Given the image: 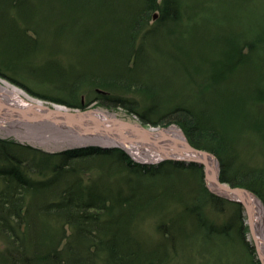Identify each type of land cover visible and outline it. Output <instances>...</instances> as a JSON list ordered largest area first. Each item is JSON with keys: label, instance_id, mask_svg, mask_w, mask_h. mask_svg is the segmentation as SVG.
Instances as JSON below:
<instances>
[{"label": "rangeland", "instance_id": "obj_1", "mask_svg": "<svg viewBox=\"0 0 264 264\" xmlns=\"http://www.w3.org/2000/svg\"><path fill=\"white\" fill-rule=\"evenodd\" d=\"M40 1L42 3L34 0L32 10L24 12L23 9L19 16L13 6L5 4L0 8V71L4 76L28 85L37 94L71 98L70 104H79L71 107L80 110L93 107L146 128L174 125L183 132L175 122L167 125L173 109L182 106L200 111L202 107L210 112L211 120L228 141L226 161L230 164L228 162L225 171L229 168L234 175V170L255 169L259 173L257 183L264 194V0H174V15L165 14L162 8H151V0ZM128 37L131 41L134 38L133 48L141 54L137 58L140 63L134 66L125 64L129 59L133 63L134 56L129 55V49L120 48ZM248 48V55L243 54ZM232 55H239L234 59L241 61L231 63ZM4 76L0 75L8 81ZM230 81L238 99L231 97ZM76 84L80 93L69 97L68 89ZM241 87L248 94L253 90L257 95L247 99L241 94ZM94 88L107 91L108 98L89 103L97 93ZM81 93L83 101H80ZM244 112L246 118L249 115L258 122L249 125V118L240 122ZM144 120L163 124L154 125ZM0 139L20 142L41 150L43 155L83 148L95 147L101 151L114 148L107 142L36 144L8 134L4 129H0ZM120 149L137 164L158 166L166 161L143 162L128 148ZM43 155L22 152L19 158L26 160L21 164L22 171L36 182L51 180L42 182V187L58 182L55 193L57 189L74 186L73 182L78 180L85 201L90 193L97 195L96 200L108 198L106 206L115 207V211L111 209L112 219L118 221V226L122 221L125 223L124 231L128 232L130 244L126 245L140 253V257H135L134 253L125 251L124 261L128 256L132 258L131 264L256 263L250 259L249 247L254 248L257 258L258 255L248 216L239 202L224 203L215 209L204 202L202 207L206 208L210 220L222 225L224 234L214 236L208 245L202 244L200 230L193 226V218L188 214L194 211L196 191L202 179L205 185L202 166L200 172L187 168L180 172L175 170L177 174L170 178L164 173L171 169L167 166L161 167L157 175H147L132 172L127 167L129 160L95 154L84 159L73 158L74 172H69L59 164L62 159ZM216 160L219 174L221 165L217 157ZM9 165L0 159V166ZM56 168L61 171L57 173ZM233 175L231 177H235ZM37 192V189L24 192L29 214L38 221L33 237L29 238L28 228L22 226L18 233L20 242L11 246L9 237L0 232V255L18 249L22 258L34 254L30 264H62L57 255H63V264H76L81 260L86 262L83 264H107L104 254H97L95 247L87 250L91 242L86 239L90 234L87 228L91 225H82L81 232L76 228L72 233L68 225L62 230L51 214L40 209L55 196L49 192L40 196ZM255 195L264 205L263 198ZM108 218L107 212L104 217L99 216L97 241L103 240L108 225L113 222ZM232 223L236 229L229 226ZM69 245L71 248H66ZM52 251L57 252L54 262L49 258Z\"/></svg>", "mask_w": 264, "mask_h": 264}, {"label": "trees", "instance_id": "obj_2", "mask_svg": "<svg viewBox=\"0 0 264 264\" xmlns=\"http://www.w3.org/2000/svg\"><path fill=\"white\" fill-rule=\"evenodd\" d=\"M34 0H0V8L3 7V5L8 4L11 8L12 6L15 8L17 15L19 16L20 11L27 12L29 9L32 10L31 7L33 6ZM36 2L42 3L40 0H35ZM152 7L155 8H162L161 11L167 12L165 14L172 13L174 15V11L176 10V3H174V0H161L158 2V0H151ZM30 2V3H29ZM81 2V0H80ZM114 2L113 0H109V3ZM32 3V4H31ZM35 5V4H34ZM33 8V7H32ZM163 13V12H162ZM164 15V14H163ZM170 15V17L172 16ZM138 20L136 21V23ZM262 31L264 32V28H262ZM133 40L131 41L128 38L124 40L120 46V48L126 47L129 49V55H133V63L129 60L126 61L125 64L129 66L128 64L134 66L137 63V58L140 57V51H136L135 48H133ZM243 46V45H242ZM241 46V47H242ZM122 47V48H123ZM243 48V47H242ZM250 48L246 50V53L243 52V54L248 55ZM136 51V52H135ZM228 54V51H227ZM238 57L239 55H232L231 57V63H235L238 61V63L241 61L239 58L234 59V57ZM129 57V56H128ZM228 61L230 60V56L228 54ZM140 63V61H138ZM137 63V64H138ZM230 63V65H231ZM130 66V67H132ZM117 80V79H116ZM233 82L230 81V85ZM103 84V83H102ZM100 85V84H99ZM105 85V84H104ZM106 86V85H105ZM29 91V90H28ZM213 91V90H212ZM241 94L243 93L246 95L244 96L247 99H250L254 97L255 92L252 90L251 94H248L244 87L240 88ZM259 93V92H258ZM231 97L238 99L237 93L235 92V88L233 87V84L231 86ZM106 99V96L101 97L98 96V100ZM65 105H68L69 107L74 106L78 107L79 104L77 103H69L65 101H61ZM205 104V103H204ZM242 105V104H241ZM122 106V105H121ZM128 108L127 106H123ZM200 111H192L189 109H186L182 106L179 108H174L172 112V119L168 121V124L170 122H175L179 127L182 128V131L185 133L186 138L188 142L192 143L194 146L200 149H205L208 152H211L214 154L218 159L220 163V180L223 182H227L233 185L241 186L245 189H250L252 193L260 195L264 200V194L261 192V188L258 185V179L257 175L258 172H255L256 170H243L242 172H237L234 170L235 174H231L229 172V168L227 171H225L226 167L228 165V160L226 161L227 157V143L226 138L224 134H222V131L217 128L215 125V122H213L210 118V112L207 110L204 111L202 107L199 109ZM202 111V112H201ZM205 112V113H204ZM171 114V113H170ZM247 118H249L248 121L250 124H255L258 121L251 116L247 115ZM245 112L241 115L240 122H243L247 119ZM145 123L149 122L154 125L163 124L156 121H145ZM165 124V123H164ZM31 152L32 154H39L43 155V152L38 149H34L30 146H26L20 142H16L13 140H3L0 139V159L5 162H9L10 165L7 166H0V179H1V185H0V232H3L7 237L10 239V245L14 246L15 244L18 245L20 242L18 233L21 232L20 228L24 226L25 228H28L27 232L30 233L28 236L29 238H32V231L34 229L35 224L38 223L37 219L33 220L31 218L30 209L26 207L25 204V193L26 191H36L39 193L40 196L44 195L42 193L49 192V194L55 196L51 202H45L43 206L40 208L41 212H45L48 214H51L53 219L57 221L58 224H60L62 230L65 229V226L68 225L69 228L72 229V233H74V230L76 228L81 232V226H85L87 224L91 225L88 229V234L86 239H90L91 242L87 246V250L91 247H95V251H99L98 253L104 254L105 262L107 264H131L132 258L126 257L124 261L125 251H130L129 253H134L135 257L139 256L140 253L130 250V247L126 244H129L126 232L124 231L125 223L122 221V224L118 226L116 224V220H113L110 214H113L112 210L115 208L113 205L110 207L106 206L108 198L104 199H97V195L89 194V198L84 200V196L82 194L81 187L77 185V181L73 182V185L66 186L64 189L58 190L57 193L53 192L55 189V185H51L49 187H42L43 183H48L51 180H48L47 182H36L33 180H30V177L26 175L24 171H22L21 164L23 161L26 160H20L19 155L22 152ZM102 152V153H101ZM100 153V154H99ZM95 154H98V156L102 157H108L110 158L112 156V159H119L120 161H128L129 164L127 167L130 168L132 172H143V174L147 175H157L158 172H160L161 167L171 168L166 169L164 173L168 177L172 178L177 173L175 170H186L189 169L191 171H198L200 172L201 168L197 164H185L183 162L179 161H172V160H166L160 162L158 166L156 165H146L141 163H135L132 161V159L124 153L122 149L119 147L113 148V149H105L104 151L100 148H92L87 149L83 148L82 150H73L70 152H63L61 153H55V154H45L44 157L51 158V157H57L58 159H62L59 163L63 168L67 169L69 172H74L73 167H71V163L73 162V158H81L84 159L86 157H92ZM230 164V162H229ZM184 167V168H182ZM58 168H56L57 170ZM232 169V168H231ZM239 170V169H238ZM61 170L58 169L59 173ZM179 171V172H180ZM202 171V170H201ZM258 173V174H257ZM180 174V173H178ZM193 174V173H192ZM235 177H231V175ZM193 176V175H192ZM197 177V176H195ZM61 178V177H59ZM55 178L53 177V181L55 182ZM200 180V179H199ZM201 181V180H200ZM37 188L34 187V185H38ZM198 185V184H197ZM51 190V192H50ZM196 203L193 206V212H188L191 218H193V226L199 228L200 234L199 237L202 239V244H209L211 242L212 238L214 236H220L219 234H224V227L222 225H219L217 223H214L209 218V213L206 212V208L202 207L204 202L208 203V206L212 209L222 207V205L225 203L229 204H235L232 201H229L228 199H223L218 195H214L207 189L206 185H204L203 179L201 185H198L197 191H196ZM51 199V198H49ZM99 200H102L101 202ZM111 203V201H110ZM238 205V204H237ZM201 206V207H200ZM240 206V205H239ZM108 209H107V208ZM31 208V204H30ZM202 208L205 210V212L202 210ZM112 209V210H111ZM237 209V208H235ZM115 211V210H113ZM107 212V215L110 217L108 218L111 221L113 220L111 225H108V229L105 232V236L102 239L96 240L95 237L98 238V230H99V216L104 217L105 213ZM240 210L238 209L237 215L239 216ZM102 214V215H101ZM230 227L234 228L233 223L229 225ZM229 229V228H228ZM26 230V229H25ZM228 231V230H227ZM237 231H240L238 228ZM25 233V231H22ZM94 232V235L92 234ZM126 235V236H125ZM174 238V237H173ZM97 242H95V241ZM69 243H67L68 245ZM130 245V244H129ZM70 247L67 246L66 248ZM71 248V247H70ZM250 248V259L251 261H255V264H260L259 259L256 257L254 248ZM18 249L14 250H7L5 253L0 255V264H30V260L34 257L32 256H24L23 258L20 256V254L17 252ZM20 250V249H19ZM22 250V249H21ZM67 251H70L68 249ZM56 251H52V256L50 255V259L54 262L56 261L57 257H55ZM88 251L86 252V254ZM118 255V256H116ZM60 257L59 263H64L65 260L63 259V255H57ZM47 256L43 257L45 259ZM134 257V258H135ZM255 257L257 259H255ZM4 259V261H1ZM62 259V260H61ZM67 261L69 260L67 257L65 258ZM140 259H138L137 262H139ZM69 262V261H68ZM84 262V261H83ZM82 260L76 264H83ZM86 263V262H84ZM68 264V263H66ZM89 264V263H88ZM140 264V263H139Z\"/></svg>", "mask_w": 264, "mask_h": 264}, {"label": "bare ground", "instance_id": "obj_3", "mask_svg": "<svg viewBox=\"0 0 264 264\" xmlns=\"http://www.w3.org/2000/svg\"><path fill=\"white\" fill-rule=\"evenodd\" d=\"M6 77V76H5ZM6 81L0 77V129H4L7 131L8 134L12 133L15 135H19L21 138L31 140L36 144H49L51 142V137L54 134L58 143H83V142H94L102 140L99 136L109 138L114 140V143L123 145L127 150L137 159L140 161L149 162L151 161H159L160 159L170 158L176 155L172 152L168 153L167 151L174 150V144L165 146L169 141L177 140V142L181 143L184 141L185 136L183 132L178 130L175 126L170 125L167 128L161 129L157 127L155 129L148 128V131H155L154 134L145 133V129L143 128H129L130 130H126L124 132L125 136L121 133L112 134L111 131H101L99 136H84L85 134L92 133L91 131L94 130L96 126H91L90 128H85L84 126L77 127L81 131L78 130H71L69 127L64 125V118L70 117L67 112L64 110V106H56L54 109H50L46 106L45 103L41 101H37L35 98L32 97V94L26 90L23 86H18L12 83V81L7 78ZM31 94V95H29ZM62 104V103H60ZM97 111L82 113L79 115H75L77 120H82L86 118L87 122H91L98 118L107 117L109 116L107 112H102L99 109ZM42 115L44 118L51 120L49 123L45 124H30V121L24 122H17L14 124L21 117H28V116H39ZM57 117L59 119L54 118ZM57 123H52L54 121ZM12 121V122H11ZM11 122V123H8ZM90 131V132H87ZM136 134V139L133 137ZM152 132V131H151ZM80 134V135H79ZM78 135V136H77ZM82 136V137H81ZM127 137V138H126ZM158 137L160 142H158ZM61 141V142H60ZM131 141H135L137 143L146 144L145 147L139 146L137 148H133L134 146L131 144ZM182 144V143H181ZM163 145V146H162ZM138 146V145H137ZM196 147V146H195ZM162 149H166L167 151H163ZM200 149V148H199ZM203 149V148H202ZM162 150V151H160ZM205 150V149H204ZM207 151V150H206ZM164 153V154H163ZM193 158V155L190 156ZM165 160V159H164ZM219 162V160H218ZM211 163V170L212 173L215 174L216 172V161L215 159L210 160ZM216 182V179H214ZM223 182V181H221ZM217 183V182H216ZM223 183H227L226 181ZM248 189V188H247ZM252 192L250 189H248ZM221 195H228L229 192L226 190H217ZM243 197L246 199L247 203H249L251 207L250 215L252 219V226H253V233L259 237H261V247L264 255V205L261 201L249 192H242ZM240 192L236 193L235 195H241Z\"/></svg>", "mask_w": 264, "mask_h": 264}, {"label": "water", "instance_id": "obj_4", "mask_svg": "<svg viewBox=\"0 0 264 264\" xmlns=\"http://www.w3.org/2000/svg\"><path fill=\"white\" fill-rule=\"evenodd\" d=\"M33 97V96H32ZM35 98V97H33ZM37 101H41L43 103L46 104V106L50 109H54L56 108V106H64V110L67 112V114L70 116V117H67V118H64V125L69 127L71 130H78V131H81L79 128L77 127H82L84 126L85 128H90L91 126H96L94 128L93 131H91L92 133L90 134H85L84 136H99L98 134H101V131H111L110 133L112 134H118V133H121L122 135L125 136L124 132L126 130H130L129 128H133V129H136V128H143V125L140 124V123H133V122H130L129 120L127 119H122L120 117H117L115 115H110L109 113H107L109 116L107 117H102V118H98L96 120H93L91 122H87L86 118H83L82 120H77L75 115H79V114H82V113H87V112H93V111H97L96 108H89V109H83V110H80L78 108H74V107H67L66 105H63V104H57V103H54V102H48V101H44L40 98H35ZM55 119H59L57 117L54 116ZM24 121H30L28 123L30 124H45V123H49L51 120L47 119L46 117L44 118L42 115H39V116H28V117H21L19 118L17 121L14 122L17 123V122H24ZM54 122L52 123H57L55 121H58V120H52ZM12 122V121H11ZM11 122H8V123H11ZM50 124V123H49ZM174 126V125H173ZM160 127V126H158ZM155 129L157 127H147L145 129V133H151V134H154L155 131L151 130V131H148L149 129ZM161 129H164V128H167V127H160ZM148 129V130H147ZM179 130V129H178ZM181 131V130H180ZM83 132V131H81ZM87 132H90V131H87ZM134 134V132H133ZM80 135V134H79ZM78 136V135H77ZM185 136V135H184ZM82 137V136H81ZM102 140L100 141H94V142H107V143H111L114 148H116V146H119V148H123V149H126L125 146L123 145H119V144H115L114 143V140H112L111 138L108 137L107 135V138H103L101 136H99ZM135 139H136V134H134L133 136ZM51 142H54V143H58L56 140V137L54 136V134L52 135L51 137ZM127 138V137H126ZM50 142V143H51ZM138 142V141H137ZM135 141H131V144L134 146L133 148H137V147H145L146 144H141L140 142L137 143ZM158 142H160L159 140V137H158ZM173 143L175 146H174V150H170V151H167L166 149H162L163 151H167L168 153L172 152L173 154H176V155H181V157L179 156H174V157H170V158H164L165 160H172V161H179V162H183L185 164H197L198 166H202L203 167V171H204V174H205V185H207L209 191L211 193H216L218 195H221L218 193L217 190H227L229 192L230 195H232L231 197L226 195H221L225 198H228L229 200L231 201H234V202H239L240 204H242L245 209H246V214L248 216V220H247V223H248V226L250 228V234L251 236L253 237V240L255 242V248H256V251H257V255H258V258L260 259L261 263L264 264V255H263V251H262V247H261V237L255 235L253 233V226H252V219H251V215H250V211H251V207L249 205V203H247L246 199L243 197V195L241 194L242 192H249L251 194H253L254 196H256L254 193L250 192L248 189H245V188H242V187H239V186H236V187H233L227 183H223L220 181V178H219V174H218V163H217V160H216V157L214 154H212L211 152H208L204 149H199L197 147H195L192 143L188 142V140L184 139L183 142L179 143L177 142V140H172V141H169L167 142L166 144H164L165 146H170V145H173L171 143ZM97 145V144H96ZM138 145V146H137ZM163 146V145H162ZM105 147H110V148H113L112 146L110 145H105ZM104 147V148H105ZM160 150V151H162ZM164 154V153H163ZM193 155V158L191 159L190 156ZM215 159L216 161V172L215 174L212 173V170H211V163H210V160L211 159ZM143 163V162H142ZM214 179H216V182L214 181ZM240 192L241 195H235L236 193Z\"/></svg>", "mask_w": 264, "mask_h": 264}, {"label": "flooded vegetation", "instance_id": "obj_5", "mask_svg": "<svg viewBox=\"0 0 264 264\" xmlns=\"http://www.w3.org/2000/svg\"><path fill=\"white\" fill-rule=\"evenodd\" d=\"M0 75H2V76H4V74H3V72H1L0 71ZM5 77V76H4ZM7 78H9L8 76H6ZM11 81L13 80L14 81V83H17V84H19V85H21V86H23L26 90L28 89L29 90V92L32 94V95H35V96H40V97H42V98H44V99H47V100H57V101H65V102H69L70 101V99L69 98H62V97H60V98H57V97H52L51 95H45V94H40V93H35V92H33L32 90H31V88H29V86L27 85H23V84H21L19 81H15L14 79H12V78H9ZM12 81V82H13ZM71 86H73V87H71ZM70 86V89H68V94H69V97L70 96H72L73 98L75 97V94L77 93V87H78V85L76 84V85H71ZM94 90H95V92H97L96 93V95H94L93 97H92V99L90 100V102L89 103H92V101H98V96L100 95V96H106L107 97V95H108V92L107 91H105V90H101V89H98V88H94ZM78 93H80V92H78ZM78 93H77V96H78ZM79 96H80V101H83L84 100V95L81 93V94H79ZM108 98V97H107Z\"/></svg>", "mask_w": 264, "mask_h": 264}]
</instances>
